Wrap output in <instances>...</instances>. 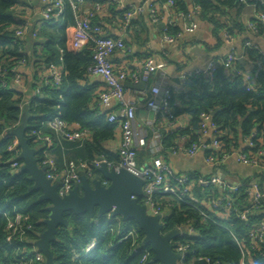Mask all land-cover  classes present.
I'll list each match as a JSON object with an SVG mask.
<instances>
[{"label":"trees","instance_id":"obj_1","mask_svg":"<svg viewBox=\"0 0 264 264\" xmlns=\"http://www.w3.org/2000/svg\"><path fill=\"white\" fill-rule=\"evenodd\" d=\"M168 0H159L158 3H166ZM172 17L177 18L178 25L170 28V34L176 35L182 32L178 16L190 17L193 11L203 22L210 24L213 36L218 40V46L222 44L224 33L233 37L235 32L252 31L255 34L264 35V22L257 21V30H252L249 25L241 22V13L247 3L240 0H173ZM252 0H249L251 2ZM17 0H0V64L3 71L0 72V264H45L44 261L35 260L33 252L34 243L46 230L44 220L49 217L47 210L49 203L40 201L41 191H30L33 182L28 172H18L11 167L13 160L18 159L17 153L9 150L16 142V136L12 130L24 123L26 136L30 147L37 150V160L42 166V145L32 135L34 130L42 129L44 133L56 135L52 129L46 126L47 122L56 116L71 127L78 126L80 131H88L90 136L84 142H63L66 147L65 153H76L70 158L75 161H89L99 157L110 163L120 162L119 151L113 152L107 148V143L113 140L119 129L118 122H110L109 114L115 110L104 111L99 104V96L94 87L89 86L86 81L90 75L89 68L93 64L94 43L90 42L79 51H70L66 41H61L60 32L69 25H75L76 15L85 12L84 5L91 3L89 10H94L95 3H102L107 7V14L103 18L95 12L91 18L94 26H101L105 35L114 36L103 24L115 23L116 15L122 14L112 0H84L80 11L75 12L69 1L65 3V11L60 16L52 13L51 24L56 17L64 20V26L53 31L44 30L43 36L48 38L45 52L41 55V61L47 66L52 64H63L66 70L61 84L45 85V79L39 86L36 94L29 96L30 92L23 91L27 84L21 69L31 63L32 57L26 52L21 38L15 37V12L14 7ZM95 11V10H94ZM260 11L264 12L261 8ZM234 12V14H233ZM161 13V12H160ZM60 20V21H61ZM60 24V22L56 23ZM22 24H17L19 27ZM123 24H118L124 31H131L138 26L139 29L147 30L144 21L139 22L135 17L131 20L127 29ZM135 36V35H134ZM244 44V57L251 63L252 68L247 70L246 64L237 61L232 68H226L220 59H226L225 55L217 62V69L210 77H191L186 88L180 92L171 87L169 103L173 115L178 121L183 116H189V126L171 129L167 126L162 128V150L153 153L148 145L138 151L137 162L139 166L151 162L153 159L162 157L169 162V156L180 139L185 138L184 144L190 145L199 141L202 134V114L212 115V121L217 126L220 142L223 148L233 150L240 148L241 139L250 137L256 131L257 136L253 138V146L246 148L247 152L257 153L264 151V69L257 72V64L264 61V52H261L254 44L247 47ZM252 42V41H251ZM127 44V42H126ZM62 58V59H61ZM241 71V73L237 72ZM22 76L23 87L13 84L17 74ZM247 76L251 78L248 79ZM217 112L213 115V112ZM149 140L154 128H147ZM58 143V140L55 141ZM60 147V144H59ZM60 150L62 148L60 147ZM63 151V150H62ZM64 152V151H63ZM261 171L256 175L260 182L264 181V158H261ZM23 165V160L18 159ZM59 165L63 162L57 161ZM225 165H223L224 168ZM90 179L100 177L93 170L92 174H84ZM247 182L251 179H243ZM209 193L217 194L215 188L202 190L195 186L192 194L200 199ZM242 192L240 201L248 204V199ZM157 200L161 207L167 211L165 218V230L172 231L176 226L185 225L187 220L194 223L198 235L188 237L193 243V248L199 254L218 259L224 263L239 264L242 252L237 239L242 240L250 247L248 233L249 225L238 219L234 214L230 218L221 220L212 211L209 214L215 220H206L196 209L186 201L179 200L171 194L158 195ZM202 207V206H201ZM203 208V207H202ZM9 213L14 216L20 212L28 216L27 223L32 228L27 230L23 238L10 232L7 217L3 214ZM65 217L69 221L68 226H60L57 230L56 240L51 243L54 255V264H151L154 253L151 252L149 260L142 261L144 249L151 251L149 246L143 244L144 232L134 220L123 222L108 215L100 216L95 210L91 217L88 214L77 215L73 212L67 213ZM264 219V211L257 213L252 219V224ZM135 228L139 234L137 243L133 245L132 238L123 239L131 229ZM96 241V247L85 253L86 247ZM137 247L139 250L135 251ZM206 264V263H198ZM245 264H264V245H257L245 256Z\"/></svg>","mask_w":264,"mask_h":264},{"label":"built area","instance_id":"obj_2","mask_svg":"<svg viewBox=\"0 0 264 264\" xmlns=\"http://www.w3.org/2000/svg\"><path fill=\"white\" fill-rule=\"evenodd\" d=\"M46 9L43 12L44 20H50L52 13L55 16H60L65 11V3L69 1L76 14L80 11L84 0H43ZM119 11L124 10L122 18L120 14L115 17V23L123 24V28L127 29L131 20L137 15V13L144 11V7H134L127 3V0H112ZM244 3H251L255 10V19L257 21L264 22V12L260 11L264 9V0H240ZM148 3V15L153 23H159L162 15L160 13V7L152 4L151 0H146ZM160 4V3H159ZM173 0H168L166 3L160 4L163 11L169 14L167 24L162 27V39L165 43L176 42L186 32H193L198 28V23L195 21L185 22L184 30L176 35L170 34V28L178 25L177 18L171 16ZM105 5L102 3H95L93 9L81 12L76 16V24L74 26L70 48L73 51H79L90 42L94 43L93 52V64L89 68V72L92 75H100L105 78L108 90L99 96V103L104 107L110 105L112 100H116L117 107L115 111L109 114L110 122H118L121 128V141L118 148L120 154V162L113 164L103 158V161L108 166L119 168H126L139 176L145 181L143 186V196L139 201L147 206L148 213L151 215H159L161 217V223L163 224V234H167L172 231H178L177 238L171 241L174 246V251L180 254V258L177 260V264H233L224 263L218 259H212L209 256L199 254L193 243L188 240V237L198 235L195 229L194 223L191 220H187L185 225L176 226L172 231L165 230V218L167 211H165L157 200L158 195L171 194L177 197L179 200L186 201L189 196L188 203L194 206L196 209L200 208L202 217L206 220H215L216 218L209 214V211L215 212L221 220L230 218L231 214H234L238 219L244 221L250 227L248 238L250 240V247L237 238H235L240 246L242 252V259L239 264H245V256L249 254L251 249H254L257 245H264V219H261L252 224L251 219L260 212L264 211V181L251 180L249 182L240 180L237 178H228L224 174L223 165L231 159H235L238 163L249 165L253 167L261 168L262 157L264 158V151L257 153H248L246 148L253 146V138L257 136V132L251 133L250 137L245 139L246 145L244 148H233V150H227L223 148L219 134L217 133V126L212 121V115L202 114V134L199 141L190 145H185V138H181L177 147L173 150L172 154H184L193 156L199 151H203L205 154V162L210 165L214 172L210 174L202 173H178L174 170L173 166L165 161L162 157L153 159L151 162L139 166L137 162L138 151L148 145L149 132L147 127L140 126L137 120V105L136 103L127 98L126 83H152V77L157 66L152 58H145L139 60L142 64V70L131 68L130 66L116 68L112 61V56L118 51H127L129 48L126 44V40L123 36L112 37L105 35L101 26H94L91 23V18L96 14H102L105 10ZM195 14V13H194ZM185 18V15H181ZM196 16V14H195ZM257 22H250L249 28L257 30ZM27 28L23 24L16 28L15 37L23 38L26 34ZM37 35V34H36ZM226 39L232 41L234 38L229 34L224 33ZM247 47H253V43L248 41ZM245 55H238L235 51H231L228 57L220 59V62L226 68H232L234 64L240 59H245ZM62 59V58H61ZM217 62L212 60L205 68H198L193 71L184 70L180 74V80L183 88H186L187 81L191 77H210L217 69ZM257 64V72L264 69V61H260ZM2 66L0 64V72H2ZM241 73V71H237ZM65 76L64 65L52 64L47 69L45 85L59 86ZM250 79V76H247ZM22 76L17 74L13 84L18 87H23ZM171 87L166 85L165 76L162 75L155 83H152L146 97V106L155 115L151 122L156 131L154 133V141L152 142V152L159 153L162 150L161 135L158 130L163 125L177 129L182 127L176 121L175 116L171 110L169 103ZM47 127L52 129L56 135V139L44 133L42 129L34 130L32 135L35 136V140L42 145V166H47L46 175L51 179L53 183L58 182L59 186L57 192L59 196L64 197L68 195L77 185L81 184L82 176L86 173L92 174V171L96 167L100 166L101 162L98 159L89 161H75L65 158L62 165H59L57 161L51 155V149L55 145V141L58 140L63 151H66V147L62 144V139H68L72 142H84L90 136L89 132L84 130H74L68 123L63 121L59 116L49 120L46 124ZM17 138V137H16ZM18 139L9 150L17 153L18 159L20 158V149L17 148ZM18 159H15L11 163V167L15 170H19L22 165ZM105 185H108L104 181ZM199 186L202 190H209L211 188L217 189L218 193H209L203 198H199L195 194H192L194 187ZM242 192L246 195L244 199H248L249 203L244 204L240 201ZM203 208H202V207ZM199 207V208H198ZM8 220V229L11 233L24 237L27 230L32 228V225L28 224V216L15 212L14 216H9V213H3ZM109 218L119 220L120 217H114L112 214H108ZM121 219V218H120ZM185 231V232H184ZM132 238L133 245L137 243L139 234L135 228L131 229L129 233L123 239ZM97 242L92 241L85 249V253L88 254L96 247ZM135 251L139 249L134 248ZM33 252L35 260L42 262L46 261L44 255L38 250L34 243ZM152 250L144 249L142 261L149 260ZM151 264H158L151 260Z\"/></svg>","mask_w":264,"mask_h":264},{"label":"crops","instance_id":"obj_3","mask_svg":"<svg viewBox=\"0 0 264 264\" xmlns=\"http://www.w3.org/2000/svg\"><path fill=\"white\" fill-rule=\"evenodd\" d=\"M159 0H151L152 4L160 7L162 15L159 23H153L148 15V3L146 0H127V3L134 7H144V11L137 13L135 18L139 22L144 21L147 30L139 29L135 26L131 31H124L118 26V24H103L112 35L123 36L127 42V51H118L112 56V61L116 68H122L130 66L131 68L142 70V64L139 60L145 58H152L157 70L153 74L152 83H155L158 78L162 75L165 76L166 85L172 87L176 91L180 92L184 90L180 74L184 71H193L198 68H205L208 63L214 59H219L225 55H228L231 51H235L238 55H243L244 44L246 40L252 41V43L261 51L264 52V35L255 34L252 31H244L242 33L235 32L233 40L228 41L225 35H222V44L218 46V40L213 36L212 26L206 22H203L199 17L195 16L193 6H190L192 15L190 17L183 18L181 15L178 16L179 25L184 30L185 22L195 21L198 23V28L193 32L184 31L182 36L174 43H165L162 39V27L161 24H167L169 14L164 12ZM91 3L84 5L85 11L91 7ZM102 17L106 16L107 7L105 6ZM46 9V5L43 0H17L14 12L15 21L17 24H23L26 26L27 31L22 39L26 52L31 55L32 60L30 64L21 69V73L24 76V82L26 87H23V91L30 92L29 96L38 92L39 86L43 83V80L47 74V66L41 61V55L45 52V45L48 42V38L43 36L44 30L53 31L63 27V21L56 17L54 22L48 23V20H44L43 12ZM173 13V11H172ZM234 14V12H233ZM255 18V10L251 3H247L241 13V22L248 26V24ZM61 20V21H60ZM60 22V24H56ZM76 24V23H75ZM13 29L17 28V26ZM75 25H69L64 31L60 32L61 41H66L70 51L71 38ZM37 34V35H36ZM135 35V36H134ZM77 52V51H76ZM245 64L248 71L251 70V63L247 62L245 58ZM65 70V75H66ZM129 82V81H128ZM86 83L89 86L94 87L96 94L106 92L108 85L100 75L90 74L87 78ZM151 83V84H152ZM126 86V93L128 98L133 100L137 105V120L140 126L147 128H154L151 126V122L155 115L146 106L147 92L151 84H147L146 87H139V83ZM100 104V103H99ZM117 107L116 100H112L110 105L103 107L104 111L115 110ZM189 116H183L178 119L180 126H189ZM159 128L158 132L162 139V128ZM74 130H78L77 125H73ZM157 129V128H156ZM152 130L150 137L149 148L152 150V142L155 140L154 133ZM121 128L117 129L115 138L107 143V148L113 152L118 151L121 141ZM63 142L70 143L68 139L63 138ZM240 148H244L246 141L241 139ZM61 147V146H60ZM59 144L55 143L51 149V155L56 161L63 162L65 158H72L76 153L71 154L70 151L65 153L60 150ZM169 163L173 166L174 170L178 173H202L210 174L214 172V169L205 162V154L203 151H199L193 156L184 154H171L169 156ZM225 175L228 178L243 179H255L256 175L261 171L259 167H253L238 163L235 159L227 161L224 166Z\"/></svg>","mask_w":264,"mask_h":264},{"label":"water","instance_id":"obj_4","mask_svg":"<svg viewBox=\"0 0 264 264\" xmlns=\"http://www.w3.org/2000/svg\"><path fill=\"white\" fill-rule=\"evenodd\" d=\"M163 26L164 24H161V27ZM239 61L245 62L243 58ZM129 85L131 84L127 82L126 86ZM146 86L144 82L139 83V87ZM216 112L217 110L213 112V115ZM12 133L18 139L17 148L20 149V158L23 160V165L18 172H28L33 182L30 191H41L40 201L49 203L47 208L49 217L44 220L46 230L35 242L38 250L46 259L45 264H54L51 243L56 240L58 228L69 225L65 215L73 212L77 215L88 214L93 217L95 210L100 216L112 214L114 217H120L123 222L134 220L144 232L143 244L153 251L154 262L177 264L180 254L174 251L171 241L178 237L179 232L172 231L163 234L161 217L149 214L147 206L139 201L143 196L145 184L142 178L126 168H110L103 158L99 157L101 164L95 170L100 177L90 179L83 175L81 184L77 185L68 195L61 197L57 192L59 183H53L47 178V166L38 164L37 150L29 145L25 124L21 123L12 130ZM104 181L108 185H105Z\"/></svg>","mask_w":264,"mask_h":264}]
</instances>
